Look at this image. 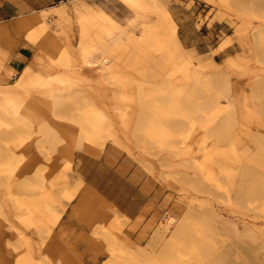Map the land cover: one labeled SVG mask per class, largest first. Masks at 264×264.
<instances>
[{"label": "rangeland", "instance_id": "374dc122", "mask_svg": "<svg viewBox=\"0 0 264 264\" xmlns=\"http://www.w3.org/2000/svg\"><path fill=\"white\" fill-rule=\"evenodd\" d=\"M0 2L11 11L0 21V264H264V0ZM105 5L104 25L82 40L78 21ZM35 17L46 30L14 28ZM21 44L35 80L15 91ZM163 101L182 106L166 145L137 134ZM90 108L103 122L99 155L79 143ZM107 145L135 161L140 185L113 179L100 193L84 181L75 154L100 158ZM183 223L192 242L204 236L200 263L181 252Z\"/></svg>", "mask_w": 264, "mask_h": 264}, {"label": "bare ground", "instance_id": "6f19581e", "mask_svg": "<svg viewBox=\"0 0 264 264\" xmlns=\"http://www.w3.org/2000/svg\"><path fill=\"white\" fill-rule=\"evenodd\" d=\"M107 7H108L107 5H105L104 7H99V6H97L96 8L95 7H91L90 8V15H88L86 17H82L78 21V23H77L78 33L80 34L82 40H84V38H87L90 35H92L93 33H95L96 31H98L99 28H101V26L104 25V22H105L106 17H107V14L104 11V8H107ZM56 10L57 11L55 12V14H56V16L58 17V20L61 23L65 24V25L71 23V21L73 19L68 14V12L66 10H64V8L57 7ZM37 25L40 26V28L42 30H46L47 29L46 22H45V20L42 17H35V18L23 20L22 22L21 21L20 22H16L14 24V28H22V27H28V28H30V27H34V26H37ZM65 28H66V26H65ZM67 30H69V29H67ZM5 32H6V28L5 27H0V35L5 34ZM5 60H6L5 56L0 55V65H2V63ZM34 80H35L34 79V72L29 67H25L22 70V73H21L20 78H16L15 79V84H16L15 91L16 90L17 91L24 90L29 85H31V83ZM9 91H12V90H9ZM191 94H193V93H191ZM60 108H61V99L60 98H55V101L52 104V107L51 108L49 107L48 109L50 110L51 115H53V116L54 115H57L58 116V114L61 113L60 112ZM181 111H182V106L178 102H177V104L176 103L175 104H172L171 102H169V104H168L167 101H165V102L163 101V103L158 104V105H155L153 111L148 114L149 115L148 118H146V116H144L143 114H141V116L139 118V121H138V125H137V134H143L144 133L148 137H151L152 139L157 140V142H160L163 145L168 144L167 142H168L169 138H171V132L167 128L168 120L171 117L180 114ZM102 126H103V122H102L101 117L92 108H90L89 110H87L85 112L84 117L82 118V120H80V128H81V131H82V138L79 140V143L82 144L84 146L86 152L89 153V154H91V155H99L100 154V151L94 149L93 143H94V140H96L97 138H100L101 137L100 136V133L103 130V127ZM207 157L209 158L210 156H207ZM254 181H255V179H254ZM256 182H258V181H256ZM257 195H258V193L255 194L254 196H257ZM33 218H34L33 225H35V228L39 229L40 227H42L41 226V223H42L41 220L44 217H42L41 215H39V212H34L33 213ZM203 220H204V218H203ZM204 223H205V221H204ZM174 224H175L174 218L169 217L167 219V225L168 226H173ZM194 224H196V223H194ZM204 225H206V224H204ZM179 227L177 226V228H179ZM208 227H209V225H208ZM208 227H206V228H208ZM197 229L195 231H197ZM178 230H180V233L179 234H181V238L182 239L183 238H186V240H187L188 238L189 239L191 238V235L192 234L190 233V235H189V232L190 231H188L187 225L185 223H183V225L181 226V229H178ZM200 236H202V234L199 233L198 237H200ZM203 237L204 236L200 237L201 239L199 238V241H197V242H192V240L190 239V241L188 240V242L181 244L183 246V248H182V246L181 247L179 246L181 248V250H182V251L181 250L180 251L183 253V255H185V253H187L191 257L193 256L196 259V261H198L199 263H200V261L202 262V260L204 259V253L205 252L207 253L208 250H209L208 247H207V244L205 243V240H203ZM171 238H172V236H171ZM176 244H179V243H176ZM224 256H223V258H224ZM210 257H211V255H210ZM226 260H227V258H226ZM219 261H222V260H219ZM188 262L189 261H187V263ZM19 264H31V259H29L27 256H24L23 257V260H21V263H19ZM220 264H223V263H220Z\"/></svg>", "mask_w": 264, "mask_h": 264}, {"label": "crops", "instance_id": "0c3cea01", "mask_svg": "<svg viewBox=\"0 0 264 264\" xmlns=\"http://www.w3.org/2000/svg\"><path fill=\"white\" fill-rule=\"evenodd\" d=\"M76 6L77 5L73 6L71 9L73 13L76 11ZM57 7H52L51 9H56ZM10 14L11 11L4 3L0 2V21L8 19ZM14 57L16 63L15 65L13 64L12 69L19 72L31 59L32 49L29 46L21 44L16 47ZM74 164L84 181L90 182L91 186L100 193L101 190H107L110 188V182L113 179H116L124 186H138L142 183L141 171L135 161L125 152L112 145L106 146L100 158H95L85 153H76ZM102 194L105 195L103 192ZM140 194L141 191H139V195ZM105 196L111 197L110 195ZM125 203L126 202H118V205L119 207H123ZM146 207L147 206H143V212H141V214H144V209ZM125 213L127 216L132 217L129 212Z\"/></svg>", "mask_w": 264, "mask_h": 264}]
</instances>
